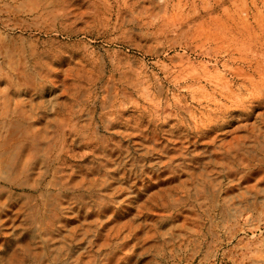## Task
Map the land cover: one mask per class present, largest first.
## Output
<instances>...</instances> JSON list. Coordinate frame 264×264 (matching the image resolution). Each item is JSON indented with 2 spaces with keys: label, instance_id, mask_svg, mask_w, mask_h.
<instances>
[{
  "label": "rangeland",
  "instance_id": "obj_1",
  "mask_svg": "<svg viewBox=\"0 0 264 264\" xmlns=\"http://www.w3.org/2000/svg\"><path fill=\"white\" fill-rule=\"evenodd\" d=\"M0 264H264V0H0Z\"/></svg>",
  "mask_w": 264,
  "mask_h": 264
}]
</instances>
